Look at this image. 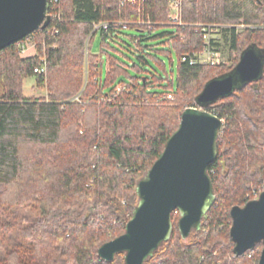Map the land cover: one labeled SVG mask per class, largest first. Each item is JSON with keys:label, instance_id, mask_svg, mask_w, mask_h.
<instances>
[{"label": "trees", "instance_id": "obj_1", "mask_svg": "<svg viewBox=\"0 0 264 264\" xmlns=\"http://www.w3.org/2000/svg\"><path fill=\"white\" fill-rule=\"evenodd\" d=\"M166 4L57 0L58 32L34 30L36 54L21 56L16 42L0 50V264H124L122 252L105 261L97 248L124 231L137 180L178 127L184 104L199 107L207 81L229 73L248 46L264 48V0H184L183 24L165 23ZM100 21L148 32L131 37L133 59L122 51L121 26L100 29V50L89 52ZM196 24L231 26L219 29L229 35L231 63L180 61L203 47ZM163 26L173 29L153 34ZM157 37L168 47L140 44ZM43 54L46 71L36 74ZM31 76L45 95L23 94ZM164 94L175 103L157 101ZM202 108L224 118L207 168L215 199L187 239L172 212L170 238L143 264H258L262 242L253 256L236 254L229 229L231 207L264 189V65L258 79Z\"/></svg>", "mask_w": 264, "mask_h": 264}, {"label": "water", "instance_id": "obj_2", "mask_svg": "<svg viewBox=\"0 0 264 264\" xmlns=\"http://www.w3.org/2000/svg\"><path fill=\"white\" fill-rule=\"evenodd\" d=\"M49 21L46 0H0V50L15 43ZM264 48L250 45L227 74L207 81L197 95L199 107L185 108L178 127L164 148L137 180L138 196L124 231L100 244L97 254L111 261L122 252L124 264H143L172 233V212H178L177 228L183 239L198 231L201 218L215 194L207 172L217 154L221 119L202 108L219 97L260 77ZM230 238L234 252L243 254L262 242L258 264H264V189L256 198L230 209Z\"/></svg>", "mask_w": 264, "mask_h": 264}, {"label": "built area", "instance_id": "obj_3", "mask_svg": "<svg viewBox=\"0 0 264 264\" xmlns=\"http://www.w3.org/2000/svg\"><path fill=\"white\" fill-rule=\"evenodd\" d=\"M146 0H119V3L121 5L127 4V3H133L136 6H139L141 2ZM184 0H167V10L168 13V20L174 22V24H183L181 22V8L182 3ZM57 0H46V15L49 16L48 24L44 28L39 27V33H44L45 36L49 35L51 33L58 32L56 25L53 23V19L55 18V4ZM136 23H143L140 21H137ZM129 25L128 22L124 21H100L97 23H93V30L92 32L95 34L100 29H108L113 26H121L122 28H127ZM147 27L151 28V24L147 22ZM201 27L202 32V38H203V47L193 52L191 55L182 54L180 56V61H185L190 65L194 64H203V65H216L220 64L221 58H222V49L220 46V41L218 40L221 35L219 33V29L221 28H231V26H224V25H216V24H209V25H202V24H196ZM240 25H236L235 28L240 27ZM243 26V25H242ZM38 29V28H37ZM44 39V38H43ZM46 42V40H43ZM16 46L19 51V53H24L28 49V45L32 46L30 48H35L36 40L32 33L28 34L27 36L18 39L16 41ZM34 73L36 74H43L46 71V59L45 57H41L39 59L38 65L34 68ZM173 100V96L170 94H164L159 97H157V101H163V100ZM253 248L249 249L250 253L249 256H251V250Z\"/></svg>", "mask_w": 264, "mask_h": 264}, {"label": "rangeland", "instance_id": "obj_4", "mask_svg": "<svg viewBox=\"0 0 264 264\" xmlns=\"http://www.w3.org/2000/svg\"><path fill=\"white\" fill-rule=\"evenodd\" d=\"M168 13L169 11L167 10L166 11V22L165 23H168V24H174V22L168 20ZM181 17H182V12H181ZM245 28V26L241 25L240 27H237L236 28V31H241ZM173 29L172 26H163L161 28H158L157 30H155L153 32V34L155 33H159V32H162V31H171ZM148 32L146 30H136L134 28H127V29H122V33H120L119 37H120V40H121V44L122 46H126L127 49H130V50H127L125 49L124 47L122 48V51L125 55L129 56V58L133 59V55L131 52V50L133 51L134 49V41L131 39L132 36L136 37V36H147ZM224 35H228V33H224L222 36L223 37H220L218 40L220 41V46H221V49H222V58H221V62L222 63H225L226 65H228L229 63H231V59H230V56H229V52H228V47H229V40H228V36H225ZM100 39H101V36H100V33L97 32L95 33V35L93 36L91 42H90V48H89V52L91 54H96L99 52L100 50ZM162 37H157V38H146V39H142L140 44L145 47V46H165V47H168L166 44H163L161 43L162 42ZM28 49L26 52L24 53H20L21 56H29V55H32V54H36V50H37V45H35V48H30L32 46L28 45ZM170 51H171V59L173 61V64L176 65L178 64V57H177V54L175 52V50L173 48H168ZM41 57H45V55L43 54ZM170 58H167V57H164L162 56V59L167 63V65L170 63ZM85 66H87V62L85 61ZM84 66V67H85ZM86 72V71H85ZM34 85V77L31 76V77H27L24 79L23 81V86H22V92L24 95H28V96H41V95H45V89H40V88H37ZM173 101V100H172ZM175 103V100L171 103L173 104ZM188 107H197L195 106V103H185L184 104V108H188ZM198 108V107H197ZM224 123V118L221 119V125ZM254 194H255V190H253ZM187 239V238H185ZM254 249L251 250V255H255V251H253Z\"/></svg>", "mask_w": 264, "mask_h": 264}, {"label": "bare ground", "instance_id": "obj_5", "mask_svg": "<svg viewBox=\"0 0 264 264\" xmlns=\"http://www.w3.org/2000/svg\"><path fill=\"white\" fill-rule=\"evenodd\" d=\"M192 53H186V55H191Z\"/></svg>", "mask_w": 264, "mask_h": 264}]
</instances>
